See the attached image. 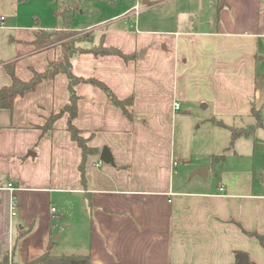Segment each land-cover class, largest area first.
Wrapping results in <instances>:
<instances>
[{
	"label": "crops",
	"instance_id": "obj_1",
	"mask_svg": "<svg viewBox=\"0 0 264 264\" xmlns=\"http://www.w3.org/2000/svg\"><path fill=\"white\" fill-rule=\"evenodd\" d=\"M197 1L199 14L211 20L201 16L198 31L192 30L194 20L186 31L162 30L158 34L164 38L154 46L141 31L131 41L119 32L120 38L112 31L91 32L87 41L99 37V42L83 48L98 46L105 35V47L134 58L92 53L73 58L76 76L104 82L121 100L134 97L131 121L98 87H76L75 125L100 150L85 168L86 186L79 169L82 152L68 132V116L42 135L47 119L69 102L65 74L26 93L13 110H0V264H30L49 244L54 256H89L90 264H238V252L264 264V249L252 236L264 237V182L259 183L264 170L260 175L254 169L224 170L213 188L189 186L191 177L176 171L189 157L175 147V127L180 121L188 134L192 113L181 105L174 112L175 103L207 102L214 104L216 115L251 116L264 0H224L220 14L218 0ZM136 6L128 16L137 19ZM15 18L18 22L17 13ZM6 29L18 33L10 44L22 49L0 61V89L12 84L8 63L15 62L20 80L30 81L34 71L47 70L58 51L55 45L34 49L36 27ZM140 48L143 57L136 51ZM228 68L236 71L227 73ZM195 83L199 95L187 92ZM217 88L222 93L213 94ZM104 148L113 164L101 161ZM232 153L239 155L237 147Z\"/></svg>",
	"mask_w": 264,
	"mask_h": 264
},
{
	"label": "rangeland",
	"instance_id": "obj_2",
	"mask_svg": "<svg viewBox=\"0 0 264 264\" xmlns=\"http://www.w3.org/2000/svg\"><path fill=\"white\" fill-rule=\"evenodd\" d=\"M79 1L81 2L79 9H74L73 0H0V17H5L7 26L36 27L38 30L51 31L64 29L65 19L71 14L73 16L72 29L76 30L80 37L86 39L80 44L82 47L98 44L99 37H95L94 42L87 40L92 39L91 32L97 36L102 30L106 33L114 32L117 38L122 35L116 32L123 33L127 41L135 40L133 37L136 34L135 31L145 32L143 35L148 34V36L143 38L149 40L150 46H154L161 43V39L164 38L158 34L162 30L186 31V27L194 20L196 27L192 30L198 31V19L201 16L208 19V22L211 21L204 12L202 15L199 14L198 3L200 6V1L197 0H151L150 5L145 4L144 0ZM136 5L139 9L141 8L137 19L128 16L130 9ZM16 13L19 18L18 22L15 18ZM135 20H137V28L134 27ZM28 32L27 34L30 35L31 31ZM16 35H18L17 32L6 28L0 29V61H7L11 55L22 49L19 43L14 42V47L10 44L12 36L17 37ZM166 38L173 40L172 37ZM136 51L141 55L145 49L140 48ZM257 62L250 102L251 107L255 108V113L260 116L259 125L256 114L241 117L238 121L231 114L216 115L213 103L210 105L207 102H197L191 103V106L188 103H180L182 111H189L192 114L187 117L189 118L188 134L184 133L180 121L175 127V132H177L175 147L179 153L182 152L189 157V162L186 165L177 166L176 171L180 176L185 174L191 177L189 186L200 184L213 188L218 184L217 175L224 170L251 171L254 169L258 175L264 170V37L259 39ZM235 71V68L227 69V73L233 74ZM187 92L191 95L201 94L197 83L187 88ZM211 92L219 94L222 90L217 88ZM204 106L209 108L205 109ZM213 118L223 121L228 126L215 124L210 121ZM176 120L177 116L174 121ZM230 126L251 129V134L238 138L237 144H234L232 149H229L231 132L228 127ZM187 144H189L188 149L185 146ZM234 147H237L239 151L236 157L232 155ZM202 170L210 174L201 173ZM255 240L260 242L257 237H254ZM262 248L264 249L263 246Z\"/></svg>",
	"mask_w": 264,
	"mask_h": 264
},
{
	"label": "trees",
	"instance_id": "obj_3",
	"mask_svg": "<svg viewBox=\"0 0 264 264\" xmlns=\"http://www.w3.org/2000/svg\"><path fill=\"white\" fill-rule=\"evenodd\" d=\"M72 4L74 9H79L81 2L78 0H73ZM76 5L78 7L76 8ZM225 6L224 0H218V14L222 11ZM71 12V11H70ZM65 29L63 30H39L35 33V38L33 40V45L35 50H40L43 48L55 45L58 48L57 57L54 61L50 62L48 68L45 72L39 73L34 71V76L30 81H22L15 74V62L8 63L5 68L12 78V84L10 86H5L0 89V110H13L16 102L23 98L26 93L36 90L44 82L53 80L59 74H65L68 77V90H69V102L68 104L59 112L52 114L48 119L46 124L41 127L42 135H47L52 132L54 125L58 119L68 116V132L71 134L72 140L78 145L82 152V161L80 163L79 169L82 176V183L86 186V172L85 168L88 161L96 155H99L100 150L96 147H92L90 142L91 137H85L84 132L75 125V120L78 116V103L80 97L76 92V87L81 83L92 84L95 87L101 89L107 96L108 101L120 108L124 115L131 121L135 119L134 113V97H130L124 100L119 99L113 90L107 86L104 82L97 79H85L75 75L73 70V58L84 54L92 53L96 57L99 56H118L125 61L132 60L134 56H128L122 53L120 50L113 47H105L104 40L105 35L100 39V44L92 48H83L80 43L86 40L79 36V33L72 29L73 16L70 14L65 19ZM75 37V38H72ZM255 108L252 106V115L255 116ZM257 115V123L260 124V116ZM217 125L226 126L223 122L216 120L215 118L211 120ZM227 127V126H226ZM231 132V144L232 149L236 140L242 136H249L251 134V129L246 128H236L228 127ZM252 236L257 237L262 246L264 247V237L259 234H252ZM52 245L49 244L45 253H43L39 258L30 262V264H90L91 259L89 256L80 255H62L54 256L51 254ZM244 254L241 252L236 253L237 263H240V255ZM8 261V257L5 262ZM249 264H254L249 262Z\"/></svg>",
	"mask_w": 264,
	"mask_h": 264
},
{
	"label": "water",
	"instance_id": "obj_4",
	"mask_svg": "<svg viewBox=\"0 0 264 264\" xmlns=\"http://www.w3.org/2000/svg\"><path fill=\"white\" fill-rule=\"evenodd\" d=\"M144 54H145V52L142 53V57L144 56ZM100 159H101L102 162H104L106 164H113L114 163V160H113V157L111 155V152L107 148H104L102 150ZM262 181L264 182V175H263ZM239 258H240V263L239 264H249V258H248L247 255L241 254Z\"/></svg>",
	"mask_w": 264,
	"mask_h": 264
},
{
	"label": "built area",
	"instance_id": "obj_5",
	"mask_svg": "<svg viewBox=\"0 0 264 264\" xmlns=\"http://www.w3.org/2000/svg\"><path fill=\"white\" fill-rule=\"evenodd\" d=\"M135 14H136V16L139 14L138 5L135 8ZM0 28H2V29L6 28V20H5V17H3V16L0 17ZM179 109H180V104L179 103H175L174 104V112H177ZM100 165H101V163H100ZM176 165H177V162H173V166H176ZM220 191H224V187L223 186L220 188ZM52 211L55 212L56 210L52 209Z\"/></svg>",
	"mask_w": 264,
	"mask_h": 264
}]
</instances>
